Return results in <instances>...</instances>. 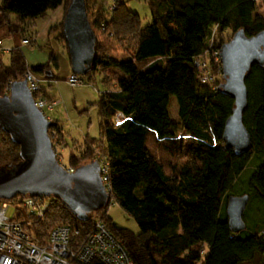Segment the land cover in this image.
<instances>
[{
	"label": "trees",
	"instance_id": "16d2710c",
	"mask_svg": "<svg viewBox=\"0 0 264 264\" xmlns=\"http://www.w3.org/2000/svg\"><path fill=\"white\" fill-rule=\"evenodd\" d=\"M146 1L150 19L144 24L123 0H118L109 16L97 2L99 12L94 20L86 6L97 41L92 65L85 74L100 71L106 85L95 102L99 136L84 135L81 142H72L66 163L74 166L92 157L106 160L110 198L135 219L139 230L116 226L106 213L107 205L80 219L54 196L44 217L33 219L32 231L41 239L59 222L84 229L97 215L136 264H241L255 255L264 256V217L257 228L245 225L231 231L223 208L226 194L232 193L227 190L250 147L236 154L223 144L220 132L231 97L218 90L220 78H215V86L210 87L196 77V62L201 58L211 62L210 48L224 40L221 30L228 27V37L239 26L246 34L264 27V18L256 11L261 0ZM66 3L0 0V33H22L29 38L28 44L45 46L48 51L46 62L30 65L19 47H10L7 64L0 49V93L6 79L19 78L27 66L36 72L57 66L48 41H36L33 18L60 4L65 8ZM100 20L113 34L100 36L103 32L99 33L96 26ZM27 30L31 35H24ZM54 30L67 51L62 20L49 27V31ZM117 47L128 52L136 68L127 80L113 85L107 70L120 64L112 53ZM243 81L246 105L241 119L250 133L251 145L253 137L263 143L264 124L252 111L264 106V63L251 62ZM39 87L42 91L40 83ZM170 95L176 100L179 123L167 113ZM117 111L123 114L120 120L114 119ZM51 120L49 129L53 128L61 141L63 128L56 119ZM19 157L17 142L0 127V165ZM246 187L264 208L263 158L250 170ZM203 246L207 249L201 253Z\"/></svg>",
	"mask_w": 264,
	"mask_h": 264
},
{
	"label": "water",
	"instance_id": "95a60500",
	"mask_svg": "<svg viewBox=\"0 0 264 264\" xmlns=\"http://www.w3.org/2000/svg\"><path fill=\"white\" fill-rule=\"evenodd\" d=\"M70 68L83 74L90 69L97 37L87 15L85 0H67L62 18ZM220 92L231 97L229 113L222 123L220 138L239 154L249 149L251 137L243 124L241 112L246 105L243 81L251 62L264 63V27L246 34L236 27L219 42ZM53 120L33 103V95L24 77L13 78L8 92L0 93V127L17 142L19 159L0 165V196L48 194L57 196L80 219L108 204L110 193L100 174L97 158H89L69 169L55 155L48 133ZM248 193H228L224 215L228 228L245 227L242 211Z\"/></svg>",
	"mask_w": 264,
	"mask_h": 264
},
{
	"label": "built area",
	"instance_id": "2783aa9c",
	"mask_svg": "<svg viewBox=\"0 0 264 264\" xmlns=\"http://www.w3.org/2000/svg\"><path fill=\"white\" fill-rule=\"evenodd\" d=\"M98 2L102 11L109 16L118 0H98ZM96 26L103 35L113 34V30L105 26L104 20L98 21ZM21 41L30 42L26 36H22ZM0 49L6 50L1 46V38ZM209 57L211 62L205 58L196 62V77L200 82L209 83L210 87H214V79H221L217 47L210 48ZM20 77L25 78L27 87L33 95V103L42 111L58 101L56 98L48 99L42 93L39 87V76L31 67H25ZM12 79L13 77L6 79L2 93L9 91ZM65 79L71 85L85 82L81 74L73 71H70ZM122 115V112L117 111L114 119L120 120ZM48 133L55 155L58 156L61 141L56 138L53 128L49 129ZM99 164L101 179L110 193L107 182V161L99 160ZM66 167L72 169L73 166ZM52 197L54 196L48 194L19 193L11 197L0 196V264H90L93 261L102 264H136L121 241L97 215L92 216L90 224L84 229L71 223H55L44 237L38 239L31 225L33 219L44 217ZM10 205L13 206L11 215L6 212Z\"/></svg>",
	"mask_w": 264,
	"mask_h": 264
},
{
	"label": "rangeland",
	"instance_id": "374dc122",
	"mask_svg": "<svg viewBox=\"0 0 264 264\" xmlns=\"http://www.w3.org/2000/svg\"><path fill=\"white\" fill-rule=\"evenodd\" d=\"M123 1L128 8L139 14L141 23L144 24L150 19V8L146 0ZM97 2L98 0H85L91 19H94L99 12V10H97L99 9V4ZM256 11L261 13L264 18V0H261V4L257 7ZM228 32L229 28H224L221 30V36L226 39ZM100 36L102 38L105 37L101 33ZM112 53L120 62L119 66H112L107 70L108 76L114 85L116 82H124L129 73H132L135 70L136 66L125 49L117 47ZM1 58L4 63H9L8 49L1 51ZM81 75L85 82L76 85H70L67 80L65 81L63 79L56 80L54 88L61 89L60 91L63 95L61 97L58 94V97H60V103L52 109L45 107L43 110L44 114L50 119H58V123L63 128V134L67 144H65L64 149L59 151V157H56L65 166H67L65 163L68 162V156L70 153L69 145L72 143V138L81 142L84 134L94 137L99 136L98 113L95 102L98 98V93L105 88L104 86L106 84L100 79V76L102 75L100 71L95 70L91 75L85 73ZM43 86H46V83L43 84ZM167 113L174 122L179 123L176 100L173 95H170L168 99ZM252 114L257 116L264 124V106H256L252 111ZM79 151L80 150H78V152ZM261 158L264 159V135L263 143H261L256 137L252 138V145L244 156V165L227 190V192L232 193H241L243 191L249 193L248 200L242 211V218L244 219L246 226L254 228H257L260 225L264 217V208L261 201L256 196L250 195V190L246 187V179L250 170L259 164ZM223 194L225 196L226 192L221 194L222 200L224 198ZM105 209L106 213L111 217L112 222L116 226H126L134 232H138L139 227L135 219L118 204L115 198L109 200ZM6 212L11 215L13 213V206H8ZM206 249L207 247L203 246L200 249V252L204 253ZM261 260H264L263 255H255L251 260L241 264H259Z\"/></svg>",
	"mask_w": 264,
	"mask_h": 264
},
{
	"label": "crops",
	"instance_id": "0c3cea01",
	"mask_svg": "<svg viewBox=\"0 0 264 264\" xmlns=\"http://www.w3.org/2000/svg\"><path fill=\"white\" fill-rule=\"evenodd\" d=\"M63 14H64V5L60 4L56 8L48 10L44 15L35 16L33 18L34 25L32 26V29H35V33L33 35L35 36L36 41H38V43L43 44V42L47 40L49 43V46L52 48L53 52L55 53L57 57V62H58L57 66L52 69L47 68L42 72H37L39 76V83L42 84V85L40 84L41 89L45 93L47 98L48 99H55V98L58 99V101H56L50 107H47L49 109L54 108V106L60 103V97H58V94L61 97L63 96L60 91L61 89L54 88V83H56V80H59V79H63L66 81L65 76L70 71H72L70 68V62H69L67 51L61 46L57 38L54 36L56 31L55 30L49 31V27L51 25L57 24L59 21L62 20ZM3 33L4 31L2 30V32L0 33L1 46L5 48L6 50L7 49L9 50L10 47L12 46L19 47L25 56V60L27 64L33 65L37 63H44L48 60V51L45 48V46H38L37 44L31 45L28 43H23L21 41V36L23 35L22 33L15 32V33H11L8 35H2ZM25 33L24 35H31L29 34L30 31L28 30ZM131 74L132 73H129V75L126 77L125 80H127ZM45 83H46V86H43V84ZM56 120L58 121V119ZM75 141L76 140L72 138V142H75ZM65 144H67V141L63 134V138L61 140L60 151L64 149ZM69 146L71 148V145Z\"/></svg>",
	"mask_w": 264,
	"mask_h": 264
}]
</instances>
